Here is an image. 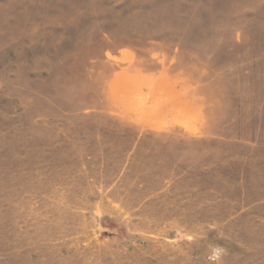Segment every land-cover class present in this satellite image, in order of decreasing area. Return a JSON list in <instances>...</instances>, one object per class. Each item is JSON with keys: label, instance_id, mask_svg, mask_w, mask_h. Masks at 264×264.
<instances>
[{"label": "rangeland", "instance_id": "obj_1", "mask_svg": "<svg viewBox=\"0 0 264 264\" xmlns=\"http://www.w3.org/2000/svg\"><path fill=\"white\" fill-rule=\"evenodd\" d=\"M264 264V0H0V264Z\"/></svg>", "mask_w": 264, "mask_h": 264}, {"label": "clouds", "instance_id": "obj_2", "mask_svg": "<svg viewBox=\"0 0 264 264\" xmlns=\"http://www.w3.org/2000/svg\"><path fill=\"white\" fill-rule=\"evenodd\" d=\"M227 255V250L219 245L213 246L211 254L208 257L211 264H223L224 257Z\"/></svg>", "mask_w": 264, "mask_h": 264}]
</instances>
